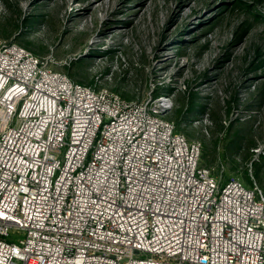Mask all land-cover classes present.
<instances>
[{
    "label": "built area",
    "instance_id": "2783aa9c",
    "mask_svg": "<svg viewBox=\"0 0 264 264\" xmlns=\"http://www.w3.org/2000/svg\"><path fill=\"white\" fill-rule=\"evenodd\" d=\"M173 105L0 42V264H264L263 189L202 165Z\"/></svg>",
    "mask_w": 264,
    "mask_h": 264
},
{
    "label": "rangeland",
    "instance_id": "374dc122",
    "mask_svg": "<svg viewBox=\"0 0 264 264\" xmlns=\"http://www.w3.org/2000/svg\"><path fill=\"white\" fill-rule=\"evenodd\" d=\"M0 42L127 100L171 96L202 165L264 191V0H0Z\"/></svg>",
    "mask_w": 264,
    "mask_h": 264
}]
</instances>
